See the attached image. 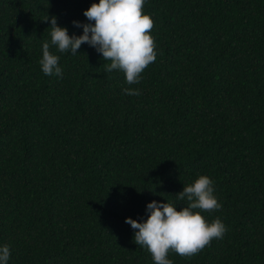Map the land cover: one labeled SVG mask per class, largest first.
I'll return each mask as SVG.
<instances>
[{
    "label": "trees",
    "instance_id": "trees-1",
    "mask_svg": "<svg viewBox=\"0 0 264 264\" xmlns=\"http://www.w3.org/2000/svg\"><path fill=\"white\" fill-rule=\"evenodd\" d=\"M99 0H0V247L8 264H154L125 223L201 175L222 239L173 264H264V0H145L156 60L128 85L83 44L39 64L50 19ZM48 22H43L46 17ZM125 88L140 95H125Z\"/></svg>",
    "mask_w": 264,
    "mask_h": 264
},
{
    "label": "clouds",
    "instance_id": "clouds-1",
    "mask_svg": "<svg viewBox=\"0 0 264 264\" xmlns=\"http://www.w3.org/2000/svg\"><path fill=\"white\" fill-rule=\"evenodd\" d=\"M145 0H99L83 12L88 23L73 21L83 29L80 36H69L68 30L57 25L55 16L50 19V43L42 45L41 70L46 76L62 77L59 57L50 52V46L60 53L76 55L83 44L102 55L107 72L118 70L128 85L138 84L144 70L156 60V44L150 35L154 27L151 17L144 14ZM47 16L43 22H48ZM125 95L138 96L139 90L125 88ZM213 180L201 175L176 194L178 200H187L186 207L177 211L171 203L153 201L146 206L145 222L127 218L125 223L134 230V243L146 249L154 264H173L169 253L191 258L209 246L213 239H222L226 227L219 218L208 223L203 212L212 213L222 205L214 195ZM10 248L0 247V264H8Z\"/></svg>",
    "mask_w": 264,
    "mask_h": 264
}]
</instances>
